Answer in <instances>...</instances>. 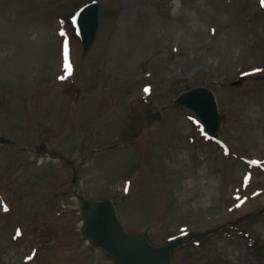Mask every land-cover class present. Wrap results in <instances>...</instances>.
Wrapping results in <instances>:
<instances>
[{"label":"rangeland","instance_id":"374dc122","mask_svg":"<svg viewBox=\"0 0 264 264\" xmlns=\"http://www.w3.org/2000/svg\"><path fill=\"white\" fill-rule=\"evenodd\" d=\"M91 1L0 0V264H114L80 236L77 194L155 247L254 214L168 264H264V0H97L83 51ZM204 87L219 142L174 105Z\"/></svg>","mask_w":264,"mask_h":264},{"label":"water","instance_id":"95a60500","mask_svg":"<svg viewBox=\"0 0 264 264\" xmlns=\"http://www.w3.org/2000/svg\"><path fill=\"white\" fill-rule=\"evenodd\" d=\"M99 12L98 3L92 1L83 5L73 18L77 36L86 51L95 42L100 20ZM174 105L194 114L205 133L211 136L219 133L222 116L211 90L195 88L193 91L185 92L174 101ZM153 118L159 120L160 116L158 114ZM9 144L10 142L4 139L0 140V145ZM47 152L45 146L37 150V153L43 156ZM76 203L83 225L80 235L89 242L93 250L104 252L115 264H168L172 252L209 234L189 238L178 236L164 246L155 247L143 234H129L123 229L113 202L87 201L81 195H77Z\"/></svg>","mask_w":264,"mask_h":264},{"label":"snow or ice","instance_id":"6c2138e0","mask_svg":"<svg viewBox=\"0 0 264 264\" xmlns=\"http://www.w3.org/2000/svg\"><path fill=\"white\" fill-rule=\"evenodd\" d=\"M64 35V33H61V36H63ZM65 57L67 58V45H65ZM253 163H255V162H253Z\"/></svg>","mask_w":264,"mask_h":264}]
</instances>
